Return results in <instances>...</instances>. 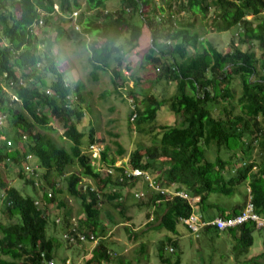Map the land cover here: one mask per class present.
Wrapping results in <instances>:
<instances>
[{"label":"trees","instance_id":"1","mask_svg":"<svg viewBox=\"0 0 264 264\" xmlns=\"http://www.w3.org/2000/svg\"><path fill=\"white\" fill-rule=\"evenodd\" d=\"M168 1L172 4L173 0ZM176 2L177 14L170 11L171 4L165 12L155 0H120L119 9L112 12L106 9L105 0H87L96 9L93 19L85 21L81 31L71 25L67 34L79 44L86 42L85 36L94 37L88 44L92 78L98 79L99 70L111 69V82L117 87L124 69L111 68V64L120 65L123 56L138 47L146 25L150 45L142 54L141 65L156 69L155 80L174 83L175 91L163 98L148 94L140 105L132 90L137 86L134 82L130 91L134 119L138 124L151 123L165 107L181 121L158 126L154 142L135 147L126 167L156 173L160 186L175 185L185 191L196 200L204 219H211L207 213L211 194L232 196L246 183L255 211L264 215V0ZM74 5L72 0H0V166L15 170L36 194L41 190L39 180L52 188L51 196L46 192L39 198L23 195L0 169V213L6 218V222L0 220V264H44L42 252L46 260L54 258V241L46 233L48 203L56 200L57 189L50 183L53 174L63 177L68 194L80 202L84 217L77 222V229L98 239L91 255L79 264H124L121 255L117 262L112 261L108 244L99 236L106 229L101 204L105 199L122 212L120 190L109 189L127 186L129 176L123 174L121 181L119 175L103 176L91 164L83 142L86 136L87 146L97 143L96 130L90 126L85 133L78 128L84 116L81 89L64 80L52 53L53 45L66 32L62 13H72ZM180 11L186 15L179 16ZM197 16L208 31L231 32L228 52L218 50L203 37ZM39 28H43L42 37L37 34ZM44 71L50 73L48 82ZM235 78L240 85L238 96L232 88ZM53 120L62 126V138L68 146L59 144L51 134ZM7 140L11 145H6ZM114 143L117 155L125 153ZM254 147L259 152L257 158ZM109 149L104 147L102 160L113 164L115 157L109 156ZM33 158L37 162H32ZM28 164L37 168L29 172ZM74 165L78 171L69 169ZM84 178L91 181L85 188ZM136 180L139 178L131 182ZM36 199L42 201L40 205L35 204ZM147 199L154 208L157 229L175 232L179 218L194 212L191 201L179 196L152 192ZM58 202L67 208L63 201ZM231 206L220 216L238 213L244 204ZM69 214L66 209L64 226L71 223ZM124 228L129 238L135 239V232ZM263 228L245 222L226 231L210 226L203 231L234 233L238 242L234 249L245 254L252 244V230ZM167 243L176 247L171 239ZM157 249L161 262L180 264L179 255L173 260L163 256V241ZM261 258L258 254L243 263L264 264Z\"/></svg>","mask_w":264,"mask_h":264},{"label":"rangeland","instance_id":"2","mask_svg":"<svg viewBox=\"0 0 264 264\" xmlns=\"http://www.w3.org/2000/svg\"><path fill=\"white\" fill-rule=\"evenodd\" d=\"M156 5L165 8V12L169 11L168 0H155ZM57 3L58 0H55ZM76 5L71 6V11L62 13L64 19L65 35L55 43L52 48V53L55 54L58 63L59 71L63 72L64 80L72 87L77 85L81 89V97L83 100L80 102L84 110V116L78 123V128L87 133L88 128L93 126L96 130V141L100 146H108L109 156L115 157V164L126 166L129 160L130 152L140 145H148L154 142L155 134L160 125H178L181 121L179 115H175L165 110L162 107L157 112L156 119L151 123L138 124L133 118V102L130 99V91L132 84L136 82L137 86L133 87L134 95L139 99L141 105L142 100L148 94H154L158 98L170 96L175 91V84L168 81H156V69H152L149 65H141L142 54L148 49L150 45V33L143 25L142 34L139 38V45L133 51L126 53L120 65L115 63L111 64V68H122L124 72L121 80H118V86L115 87L111 82V69L106 71H98V79L93 80L91 70L92 66L89 63L90 50L88 44L94 37L85 36L84 44H79L75 39L67 34V30L71 29V25H78L79 31L82 30V25L85 21L93 19L95 15V8H92L87 0H72ZM106 9L112 12L120 7V0H105ZM173 7L170 11L177 14L178 4L176 0L172 1ZM55 8L58 5L55 4ZM73 13H76L74 15ZM186 15L183 11L179 12V16ZM198 17L197 24L200 25V17ZM70 19H72L70 21ZM47 31V28H44ZM200 30L204 32L203 37L210 41L218 50L228 52L230 50L229 40L231 37L230 31L211 32L207 30L206 25L201 24ZM75 30H73L74 32ZM48 32V31H47ZM77 32V31H76ZM39 37L43 36V28L37 31ZM50 32V37H53ZM257 49V48H255ZM42 68V65L41 67ZM50 73L43 72L46 81H50ZM232 88L238 96L240 93V85L235 78L232 82ZM139 105V106H140ZM54 131H50L55 140L61 144L68 146V142L62 138V126L55 120L51 123ZM120 144L125 153L117 155V147L115 143ZM88 141L85 136L83 142V151L87 152ZM254 157H258V149H252ZM211 158L213 155L210 154ZM32 162H37L33 158ZM92 164V163H91ZM0 169L8 176V180L12 186L19 190L23 195L33 196L39 198L44 192H52L50 184L46 181L39 180L41 190L36 194L31 184H25L24 179L19 178L16 171L10 170L4 166ZM71 171H78L76 165L69 168ZM15 171V172H13ZM152 176L156 173L149 172ZM115 177V175L113 176ZM50 183L55 185L57 189L54 202L48 203V223L46 225V233L52 237L54 241V262L61 264L66 259L74 264L81 263L86 257L91 255L92 249L96 242H87L83 244L69 245L65 242L62 235L66 226L63 225L64 213L66 209L70 211V222H78L80 218L84 217L83 209L80 202L74 197L70 196L66 191L65 182L63 177L53 174L50 177ZM85 183H90L89 178H84ZM122 187H111L109 191L120 190L121 199H119L124 208L122 212L119 208H115L112 203L105 201L102 206V221L105 225V232L100 239H105L108 247L112 252V261L117 262V256L121 255L124 259V264H166L161 262L158 257V244L164 242V255L170 257L172 260L179 255L180 264H244L245 259H249L258 254H262V261L264 262V228L254 229L251 232L252 244L247 248L246 253H242L234 247L238 246L235 235L227 232H220L219 234L213 231H203L201 229L198 235L195 232H190L181 223L176 226V231L171 232L166 229H157L156 214L154 213L153 206L147 203L148 196L152 192L148 189L147 183L144 179L139 178L136 182H131ZM132 184V185H131ZM43 185V187H42ZM131 185V186H130ZM171 187H173L171 185ZM248 185L242 183L238 186L237 192L232 196H224L218 194H211L217 196L218 201L225 210L228 211V205L233 203L245 204L249 198L247 193ZM143 191L145 199L135 197V193ZM59 200L66 204V209L59 206ZM194 211H198L197 208ZM161 213V210H159ZM202 216V214H201ZM60 218V223L54 224L52 221ZM128 218V219H127ZM0 220L6 222V218L0 213ZM124 226H128L132 232H135V239L129 238L128 232ZM167 237L173 238L176 241V247L167 243ZM173 247V251L169 250ZM120 253V254H118ZM237 255V256H236Z\"/></svg>","mask_w":264,"mask_h":264},{"label":"built area","instance_id":"3","mask_svg":"<svg viewBox=\"0 0 264 264\" xmlns=\"http://www.w3.org/2000/svg\"><path fill=\"white\" fill-rule=\"evenodd\" d=\"M76 15V13H73ZM75 30L78 29V25L74 26ZM133 118H135V113L133 114ZM1 123V121H0ZM6 145H11V140L6 141ZM104 150V147L100 146L98 143H91L87 146V152L90 153L91 163L95 166L96 170L103 176L119 175V180L123 179V174L129 176L128 181H131L132 178H142L146 181L147 187L151 192L160 193L161 195H165L166 197L179 196L183 199L190 200L193 209L197 208L195 199L190 198L189 195L181 190L176 189L177 186L172 185L173 187H162L159 185L158 180H156L155 176H152L149 172L144 171L140 168L134 167H126L125 165L119 164H107L102 160L101 152ZM31 156H27V159L30 160ZM37 168V166L31 167L29 164L26 165V169L29 172H32V169ZM115 168H123L122 171H116ZM36 178V176L34 177ZM86 187V183H84V188ZM93 190V187L91 188ZM135 197L142 198L145 197V193L143 191L136 192ZM48 196H51V192H48ZM40 199L35 200V204H41ZM56 223H60L61 219L58 217L55 219ZM179 222L186 226L190 232H195L198 235V232L205 228L206 226L213 227L218 231H225L230 228H235L241 226L245 222L254 223L256 228H261L264 226V215H261L255 211L254 204L249 196L248 200L244 204L243 208L235 214L229 215L227 217L216 216L211 219H204L197 211L191 213L188 217H180ZM63 239L67 241L69 244H83L87 242H96L97 238L86 231L77 229V222L73 221L70 223L68 228H66L62 235ZM169 250L172 251L173 247H169ZM41 256L44 260V264H55L53 259L46 260L45 253L42 252ZM61 264H74L69 260H65ZM79 264V263H78Z\"/></svg>","mask_w":264,"mask_h":264},{"label":"crops","instance_id":"4","mask_svg":"<svg viewBox=\"0 0 264 264\" xmlns=\"http://www.w3.org/2000/svg\"><path fill=\"white\" fill-rule=\"evenodd\" d=\"M54 7H55V4H54ZM55 9H58V8H55ZM218 201H221V200L218 199L217 196L210 195L209 198H208V202L211 203V205L208 207L207 213H208L209 216H211V218L216 217V216H220L221 212L227 211V210H225V206H222L221 205L222 203L220 202L221 203L220 204V203H218ZM231 205H233V204H231ZM231 205L226 206V207H228V211H230L232 209ZM197 213H198V211H197ZM198 214L201 215L202 213H198ZM183 226L186 228L185 225H183ZM227 230H229V229H227ZM167 239H171V240L175 241L173 238H170V237H167ZM118 254H120V253H118Z\"/></svg>","mask_w":264,"mask_h":264}]
</instances>
